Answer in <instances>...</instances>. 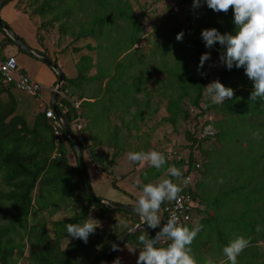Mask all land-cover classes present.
Masks as SVG:
<instances>
[{"label": "trees", "instance_id": "obj_1", "mask_svg": "<svg viewBox=\"0 0 264 264\" xmlns=\"http://www.w3.org/2000/svg\"><path fill=\"white\" fill-rule=\"evenodd\" d=\"M88 1L90 0H85V2ZM33 3L36 5L35 11L41 16L50 15V22L62 21L63 29L72 28L71 35L78 38L92 36L97 42L95 46L90 44L85 46L88 51H95L96 62L91 54L81 56L77 64V76L74 78L64 76L65 85L60 90L62 93L60 92L56 98V105L70 129H72L73 120L77 117L72 98L76 97L79 101L81 100L79 103L80 115L88 119L89 124L108 125V127H114L117 132L118 126L112 124L111 113L117 114L120 121L136 125L139 129V125L143 124L146 119V114L156 111V108L150 106L153 104V91L162 90L166 98L168 114L164 121L172 125L180 120L186 122L191 114V108H184L183 105L185 100L189 101L190 107L198 111L196 117L205 116L211 111L216 115L217 119L212 122L218 130L215 133L216 137L222 132L225 133L226 130H234L235 134L230 135V138H240L254 145V151L260 149V160L264 159V103L259 100L256 102L249 100L253 85L244 69L233 67L228 70L221 63L222 67L217 71L218 80L225 86L232 87L234 95L231 100H226L222 105H214L206 97L204 89L209 82L208 69L205 63L203 68H198L202 53L208 51L211 53V59H219L222 51L218 44L212 49L206 48L200 35L201 30L216 27L221 33L232 31L234 25L231 7L227 13L214 12L208 7L191 10L196 23L197 36L177 41L173 36L174 30H171L172 35H169V31L159 32L162 38L159 42L154 43L155 47L150 50L149 57L142 56L141 59L128 63L120 57L125 52L132 50L138 42L140 44L147 43L142 40L144 30L133 14L129 0H115L114 10L110 5L103 4L101 0L99 8L92 5L95 8L93 10L96 11L92 20L82 23L77 20L71 22L73 19L70 0H34ZM170 13L157 25L167 26L173 17L172 12ZM110 23L113 24V27L120 24L122 28H125L123 31L117 32V35L125 37H115L112 41L114 43L112 48L109 44L112 42L108 38L110 34L104 31V29L108 31ZM0 35L3 48L9 45L16 46L1 28ZM16 48L19 52L28 54L19 47L16 46ZM39 54L44 56L40 52ZM54 63L56 64L55 61ZM191 64L197 68V74L193 73ZM132 65L136 66L138 71L134 72ZM92 68H95V74L88 76ZM155 73L158 74L157 77H154ZM84 80L87 82L86 85L93 84L91 89L88 88V94L79 91L83 88ZM151 82L156 84L152 89L148 88V84ZM14 90L18 89L13 84L4 83L0 79V181L2 184L0 215L7 219L6 223L0 225V264H102L112 244L131 226L139 222V216L133 212L102 207L95 203L86 191L77 160L73 170L77 171L78 183L72 190L71 188L69 190L74 193L79 208H75L68 218L52 221L51 233L47 231V219L53 216V212L47 211V185L52 182V170L57 167L55 172L59 176L58 167L62 171L66 169L65 145L72 152L75 150L62 129L59 145L60 156L52 159L51 153H53L55 144L47 146V132L53 135L50 119L45 116L47 108L40 109L38 107L40 110L37 112V106L33 104V99L36 100L37 95L21 91L32 98V102L28 101V106L34 108L36 106L34 114H37L29 119V116L19 108L22 103L18 102L14 96ZM87 95L88 97H86ZM91 97L96 98L95 102L87 100ZM29 107L27 108L29 109ZM48 108H51V104L48 105ZM129 118L130 122L127 120ZM30 121L33 122L32 125H30ZM206 123L211 122L207 121ZM89 124L87 122L84 126L85 131H88ZM257 132H259V137L254 135ZM186 137L193 143L196 142L191 133L188 132ZM204 140L206 141L208 138L201 141ZM79 146L83 151L81 142H79ZM91 151L93 149L89 150L93 161L106 170L107 166L104 167V165L107 157L94 156ZM244 156H248V153H244ZM166 160L167 163L159 171L151 167L146 168L142 174L143 182H153L164 174L166 176L168 166L174 165L182 172V177L172 178L175 183L181 186L180 193L188 191L196 197V190H192L190 185L182 186L178 182V179H185V176L195 169L196 158L189 154L187 159L176 157L168 159L166 157ZM111 161L107 162L111 163ZM135 165H138V162H135ZM257 165L241 167L237 178L240 184L244 182V179L247 186L254 184L251 192L256 191L255 193L262 200L260 227L257 225L258 222L256 224L245 222V232L248 236L252 226L256 230L259 227L262 232L259 237L264 239V163ZM63 176L62 174V178ZM257 180L259 181L256 182ZM111 185L118 188L115 179L111 180ZM258 188L260 190H257ZM251 194L252 197L253 193ZM165 203L166 201L162 203L159 210L162 214V224L166 223L163 213ZM133 205L135 206V204ZM247 206L250 207V204ZM92 207L98 209L95 214L90 212ZM107 212L122 215L130 222L122 227L114 222V229L111 232L96 229L94 234H90L86 244L79 239L71 238L68 242L67 224L83 222L85 219L92 218L102 220ZM250 212L252 209H244L246 218L249 217ZM156 231L158 229L137 230L130 234L119 248L126 244L135 247L138 245L139 235L154 236ZM116 252L114 251L112 254L109 264ZM24 257L25 262L21 263L20 261Z\"/></svg>", "mask_w": 264, "mask_h": 264}, {"label": "rangeland", "instance_id": "obj_2", "mask_svg": "<svg viewBox=\"0 0 264 264\" xmlns=\"http://www.w3.org/2000/svg\"><path fill=\"white\" fill-rule=\"evenodd\" d=\"M33 1L34 0H10L1 7L0 19L5 24H7L12 32L18 38H20L30 49L38 54L39 52L42 53L44 57H47L53 62L55 61L56 64L58 63L59 59L62 63L60 64L62 65L63 71L65 73H63L64 75L69 76L70 74H76L75 64L82 54H91L93 57H96L95 52L88 51L85 48L87 44L95 46L97 43L96 39L92 36L78 38L71 35L72 28L66 27L65 29H63V24L61 23L62 21L50 22L51 19L49 14L41 16L39 13H37L35 11L36 5L35 3H33ZM70 1L72 2L71 15L73 19L71 20V22L77 20L82 23L87 21L90 22L92 20L93 15L96 13V11L93 10L95 8L93 7L97 6L99 8L101 0H90L88 2H85V0ZM102 2L103 4L106 3L107 5H110V7H112V10L115 9V0H102ZM129 2L132 6L133 14L137 17L144 30L142 40L144 42L147 41V43L140 44V42H138L132 48V50L125 52L123 56L120 57L128 63H131L136 59H141L142 56L148 58L150 55V50L155 47L154 43L159 42V40L162 38L159 32L169 31V35H172L171 30H174L173 36L175 39L176 34L180 31H183L184 33L183 39L197 36L196 23L191 10L198 8H207V6L203 4V2L201 3L200 7L194 8L192 0H129ZM87 3H89V5H87ZM170 12H172L173 17L172 19H170L167 26H158L157 24ZM115 27H113V24L110 23L108 26V31L107 29H104L106 33L110 34V36L108 35L110 42L114 41L115 37H125L124 35H117V32L119 33V31H123L125 28H122V25L120 24ZM109 44L111 45V48L114 46L113 42ZM16 49V46L9 45L5 49V53L16 55L17 59L22 61L21 66L26 69L28 74H30L33 79H36L44 86L41 89V95L44 98H51L52 94L46 88V86L51 87L53 85L54 79L57 81L56 73L46 63L33 57L30 54L21 53ZM112 55H114V53H112ZM134 65H132V67L134 69V72H136L138 71V68L136 66L134 67ZM205 66L207 67L209 72V84L210 82L218 79L217 71L222 67V64L219 59L210 58V60L205 61ZM190 67L193 73L197 74V68L193 64H191ZM155 76L157 77L158 74L155 73L154 77ZM83 82L87 83L85 82V80ZM64 85L65 84L63 82L60 86V90L62 87H64ZM92 85L93 84H87L85 85V87L89 86V88L91 89ZM55 86L56 83L53 86V91L55 90ZM155 86L156 84H154V82L148 84V88L151 89ZM79 91L81 93H85L86 89H81ZM14 96L16 97L18 102L21 101L22 103L19 108L23 110L24 113L27 114V116H29V119L32 118L36 106L38 108V103L41 102L40 99L37 97L36 100L33 99V104L36 105L34 108L28 106V101L32 102L31 96L18 90H14ZM73 99L77 98L75 97ZM152 100L153 104H151L150 106L152 108H156V111H150L146 114L143 128L140 129L139 132H137L138 134L135 137L130 138L129 141L122 146V149L124 151L121 152L122 156H118L122 159V161L126 160L127 162V153L130 151H135V149H137V151L158 150L162 152L163 147L171 146L173 149L177 150L178 153L181 154L184 158H188L189 154H191V156L195 157L196 160L201 164V171L198 172L195 180H192L189 183L191 189L194 191L196 190V197L198 199L203 198V190L205 194L204 200L206 202H209V186L218 189V191L228 187L234 190V202H237L238 200H240V202L241 200H247L246 198H250L252 195L251 193H253L252 197H256V202H258V198H260V202L262 203L261 197L257 193H255L256 191L254 192L253 190V192H251L252 187H254L255 185L252 184L251 186H247V182L245 179L244 182L240 184L237 178V174H240L241 167L246 168L247 165L249 167H253L254 165L258 166L257 164L264 163V159L260 160L259 157L260 149L254 151V145L247 143L240 138H230V135H232L233 133L235 134L234 130H226L225 133L222 132L217 137L214 136L213 138L206 141H201L197 138V130H195L198 124L203 123L204 125H211L215 130V133L218 131L212 124V122L217 119L216 115L212 111L205 116L196 117L198 111L196 109L192 110L189 101L185 100L183 105L184 108H191V114L188 120L186 122L180 120L175 125H172L164 121V118L168 114L166 112V98L164 97L162 90H160L159 92H156L154 90ZM27 107H29V109ZM116 116L117 115H115L114 118H116ZM127 120L130 122V118ZM207 121L211 123H206ZM188 132L194 136L196 140L195 143H193L192 140L187 139L186 134ZM244 153H248V156H244ZM119 161L120 159H115L112 166V173H102L99 176H94V170L89 168V176L91 178H102V181L105 185V192L101 194V196L98 192H94L93 188L92 190L97 197L100 196V198L104 200L123 205H132V197L130 196V193L133 192L135 200L137 201V198L142 194L141 188L142 185L145 184V182H143V179H141L140 184H137V187L139 186V188H137L133 184L136 181L128 182L126 179H121L122 175H128L130 173H127L130 169L128 168L127 170L128 165H124L123 162L120 164ZM128 162L131 164L130 168L133 169V173L135 172V168L137 166L143 168L148 167L146 164L139 163L137 166H135V162ZM201 172H204L203 176L201 175ZM165 178L169 177L167 175L165 176L164 174V176H161L159 179L153 181L152 183L159 182ZM221 178L223 182L218 183V179ZM112 179L116 180L118 188H114L111 185ZM178 180V182L181 183L182 186H188L184 185L181 179ZM258 181L259 180H257L256 182ZM61 182H63V180L59 181L60 184ZM1 187L2 184L0 181V188ZM123 190L128 191V193H125ZM257 190H260V188H258ZM198 202L199 201H197V203ZM250 204L252 205V203ZM247 207V210L253 209V206ZM256 208L258 207L256 206ZM97 211L98 209L94 207L91 208V214H94ZM70 214L71 212L68 213V217L70 216ZM158 215L161 218V211H159ZM50 219L51 218L47 219L48 221L46 220L47 231L49 233H51L52 230L51 222L54 221ZM99 221L101 227L98 229L106 230L108 232L113 231L114 222H116L118 225L120 224V227L124 226L125 224H129L130 222L126 217L111 212L105 213V217ZM6 222L7 219L4 216L0 215V225ZM247 222L252 221L247 219L246 223ZM251 229H253V226L251 227ZM135 247H131L129 244L121 246L119 248L120 250L115 253L111 264H117V261L118 264H136V259L138 256L137 249H135L134 251L129 250ZM20 262H25V257Z\"/></svg>", "mask_w": 264, "mask_h": 264}, {"label": "clouds", "instance_id": "obj_3", "mask_svg": "<svg viewBox=\"0 0 264 264\" xmlns=\"http://www.w3.org/2000/svg\"><path fill=\"white\" fill-rule=\"evenodd\" d=\"M202 2L214 12L227 13L229 8H232L233 30L221 33L216 27L204 28L200 33L202 41L208 49L217 44L221 47L219 59L228 70L233 67L243 68L253 85L249 100L264 103V0H193V7H200ZM183 35V31L178 32L176 40L181 41ZM210 58V52L202 53L198 68H203L205 61ZM204 89L206 97L214 105H222L234 95V89L225 86L218 79L210 82ZM204 134H212L211 125L204 129ZM254 135L259 137V132ZM127 159L130 162L146 164L158 171L167 163L165 154L158 150L130 151L127 153ZM167 175L169 178L159 182L143 184L142 194L134 206V211L147 228L158 229L154 236L139 235L138 246L129 249L130 251L139 249L136 264H197L192 255L191 245L203 225L195 224L190 228L181 224L175 215L162 224L158 215L162 203L178 200V193L182 191L181 186L172 179L182 177L181 170L169 165ZM189 182L190 178L182 180L184 185ZM222 182V178L218 179V183ZM136 183L140 184L139 181ZM100 227V221L95 218L69 223L66 225L68 242L71 238L79 239L86 244L90 234H94ZM257 230L259 231V227ZM248 244L249 241L243 236L231 239L222 248L226 260L221 261V264H238L237 258ZM111 247L113 251L120 250L116 243Z\"/></svg>", "mask_w": 264, "mask_h": 264}, {"label": "crops", "instance_id": "obj_4", "mask_svg": "<svg viewBox=\"0 0 264 264\" xmlns=\"http://www.w3.org/2000/svg\"><path fill=\"white\" fill-rule=\"evenodd\" d=\"M7 48V47H6ZM95 52V51H92ZM88 55V54H82ZM16 56V55H15ZM80 56V57H81ZM92 56V55H91ZM80 57L75 64L76 74H70L67 76L68 78H74L77 76V64L79 63ZM93 57V56H92ZM95 57V56H94ZM93 60L96 62V57ZM17 58V57H16ZM19 69L22 73H25L27 76L31 77L30 74L21 66L22 61L18 60ZM58 59L57 65L63 71L62 63ZM64 73V71H63ZM65 74V73H64ZM95 74V68H92L91 71L88 73V76ZM57 77V76H56ZM33 78V77H31ZM36 80V79H35ZM56 83L54 79L53 85L51 87L46 86V88L51 92L53 96V86ZM42 85V84H41ZM85 83H82V89H86V94H88L89 86L85 87ZM44 86L42 85V88ZM41 88V89H42ZM40 99V103H38V107L40 109L47 108L48 105L51 104V98H44L41 95V90L36 96ZM88 97V95L86 96ZM73 99V98H72ZM87 99V98H85ZM82 99V100H85ZM78 100L79 99H75ZM87 100L91 102H95L96 98L91 97ZM81 101V100H80ZM79 101V103H80ZM37 108V112L39 110ZM80 114L81 109L79 108ZM37 114V113H36ZM34 114V116L36 115ZM117 114L111 113V121L112 124L118 126L117 132L115 131L114 127H108V125H98V124H89V120L86 119L84 116L80 115V118L83 122V128L80 133H74L76 140L83 145L82 157L85 161L86 171L88 173L89 168L94 170V176H99L102 173H112L113 172V163L116 158L120 159V164L123 162L124 165L130 169L127 173L128 175H120L121 179H126L128 182H137L142 179V174L146 168L137 166L135 168V172L133 173V169L130 168L131 164L126 160L122 161L121 158L118 156H122L121 152L124 151L122 146L129 141L130 138L135 137L143 128V124L139 125L138 127L131 125V123L126 124L119 120V118H114ZM34 120V119H33ZM88 122L89 129L88 131L84 130V126ZM126 122V121H125ZM33 122L30 121V125ZM121 126V127H120ZM84 130V131H83ZM136 131V132H133ZM124 142V143H123ZM53 145V135H50V132H47V146ZM65 145V144H64ZM66 146V161L67 167L64 171L57 170L60 172L59 176L55 172L57 167H54L53 175L51 177L52 182L47 185V211L53 212L52 220L63 219L68 217V213L77 208L79 205L75 199L74 193L71 192L74 185L78 183V175L77 171L73 170L76 162H77V154L76 152H72L70 148ZM80 147V146H79ZM130 147V146H129ZM55 149V146H54ZM93 149L94 156H101L107 157V161L110 160L111 163L106 161L104 167L106 170L102 169V166L98 165L96 162L93 161L89 150ZM81 150V149H80ZM54 151V150H53ZM137 151V149H135ZM52 155V153H51ZM113 157V158H112ZM115 158V159H114ZM114 159V160H113ZM139 164V163H138ZM133 167V166H132ZM148 168V167H147ZM72 170V171H71ZM132 170V171H131ZM98 171V172H97ZM62 174L63 176L62 178ZM61 175V177H60ZM135 175V176H133ZM201 175H204V172H201ZM89 176V174H88ZM125 176V177H124ZM64 180L59 183V180ZM91 188H93L94 192H98L101 196L105 192V185L102 181V178L89 176ZM133 183L134 186L137 187V183ZM130 185V184H129ZM132 186V185H131ZM130 187V186H129ZM71 188V190H69ZM139 188V186L137 187ZM132 189V188H131ZM96 190V191H95ZM124 191V190H123ZM132 191V190H131ZM128 193V191H124ZM203 198L198 199V207L193 213L191 221H189L185 226L192 227L195 224L203 225L202 230L198 233L197 237L193 240L191 248H192V255L197 261V264H221V261L226 260L223 256L222 248L231 240L234 239L236 236H243L245 239L249 241L248 247H246L242 253L238 256V264H264V239H260L259 236L262 235V232L256 229H250L249 234L247 236L246 231V219L252 221L254 224L260 227L261 223V207L262 203L260 202V198H258V202H256V197H250L247 200H238L234 202V190L230 188H224L218 191L213 187L209 186V202L204 200L205 194L202 190ZM221 195V196H219ZM99 196V197H100ZM132 197V205L136 204V200L134 197L133 192L130 193ZM221 197V199H220ZM105 198V197H103ZM240 202V203H239ZM252 203V205L250 204ZM250 204V207L253 206L252 212L249 213V217H245L244 209L246 206ZM257 204V205H256ZM256 206L258 208H256ZM79 208V207H78ZM91 212V211H90ZM95 214V213H94ZM105 215L103 216V218ZM105 222V221H104ZM121 257V256H120ZM124 258V257H123ZM117 263V262H116ZM111 264V263H110Z\"/></svg>", "mask_w": 264, "mask_h": 264}, {"label": "built area", "instance_id": "obj_5", "mask_svg": "<svg viewBox=\"0 0 264 264\" xmlns=\"http://www.w3.org/2000/svg\"><path fill=\"white\" fill-rule=\"evenodd\" d=\"M2 44V36L0 35V79L4 83L13 84L18 90L23 91L30 95H37L42 88L41 83L37 80L23 74L19 69L18 61L15 55L5 53V47L1 46ZM62 96H64L62 94ZM73 106L76 109L77 117L73 120L72 130L77 134L80 133L83 128V122L80 118L79 111V101L73 99ZM193 110V109H192ZM194 112V111H193ZM45 116L50 119L53 136H54V144L55 149L51 155V158H57L60 156L59 145L61 142V130L63 129L62 123L60 119L55 115L52 108H48L45 112ZM209 125H203V123L198 124L197 126V138L202 140L204 138L211 139L215 136V130L212 127V134L207 135L204 134V129ZM162 153L168 159L172 158H184L181 154L178 153L177 150L173 149L171 146H165L162 148ZM187 159V158H184ZM194 170L187 174L185 178H190V182L195 180V177L198 174V170L201 168V164L197 161L194 163ZM98 172V171H97ZM189 182V183H190ZM187 185H190V184ZM178 200L166 201L163 206V213L165 215L166 222L167 220L175 215L178 217V220L181 224L186 225L193 216V213L198 207L197 199L190 192L186 191L183 193H178ZM138 246V245H137ZM136 246V247H137ZM137 249V253L139 254V249Z\"/></svg>", "mask_w": 264, "mask_h": 264}, {"label": "water", "instance_id": "obj_6", "mask_svg": "<svg viewBox=\"0 0 264 264\" xmlns=\"http://www.w3.org/2000/svg\"><path fill=\"white\" fill-rule=\"evenodd\" d=\"M8 1L9 0H0V8L3 4H5ZM0 28L14 41V43L16 44L17 47L24 50L26 53L32 55L33 57L41 60L42 62L46 63L56 73L57 81H56L55 90L53 92V96L51 99V108L53 109L55 115L60 119L62 126H63V129H64V132H65L66 136L69 138V140L71 141V143L74 147V150L77 154L78 163L80 165L82 175H83L84 186L86 188V191H87L89 197L95 203H97L98 205H100L102 207L121 209V210L129 211V212H133L136 214V212L134 211V206H132V205H123V204L113 203L111 201H107V200H104L102 198H99L94 194V192L91 188L90 180H89L88 175H87L86 167H85V164L83 161V157H82V153H81L79 144L76 140L74 133L67 126L66 122L64 121V119L61 115V112L59 111V109L56 105V98H57L58 93L60 92V86L64 81V74L61 71V69L59 68V66L57 64H55L53 61H51L50 59H48L47 57L41 56L38 53H36L35 51H33L32 49H30L20 38H18L12 32V30L9 28V26H7V24H5L1 19H0ZM105 202L107 204H105ZM146 228H147V226L144 225L140 219L139 223H136L133 226H131L114 243H116L118 246H120L130 234L134 233L137 230L146 229ZM113 253H114V251L112 250V247H111L102 264H109L111 256Z\"/></svg>", "mask_w": 264, "mask_h": 264}, {"label": "flooded vegetation", "instance_id": "obj_7", "mask_svg": "<svg viewBox=\"0 0 264 264\" xmlns=\"http://www.w3.org/2000/svg\"><path fill=\"white\" fill-rule=\"evenodd\" d=\"M16 50H18V49H16Z\"/></svg>", "mask_w": 264, "mask_h": 264}]
</instances>
